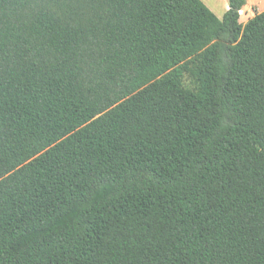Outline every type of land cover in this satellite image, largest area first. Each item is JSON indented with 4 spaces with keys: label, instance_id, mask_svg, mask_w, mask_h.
<instances>
[{
    "label": "trees",
    "instance_id": "1",
    "mask_svg": "<svg viewBox=\"0 0 264 264\" xmlns=\"http://www.w3.org/2000/svg\"><path fill=\"white\" fill-rule=\"evenodd\" d=\"M245 4L0 0V264H264Z\"/></svg>",
    "mask_w": 264,
    "mask_h": 264
},
{
    "label": "rangeland",
    "instance_id": "2",
    "mask_svg": "<svg viewBox=\"0 0 264 264\" xmlns=\"http://www.w3.org/2000/svg\"><path fill=\"white\" fill-rule=\"evenodd\" d=\"M204 1L203 2L206 4V6L210 10H212L214 14H216L219 18H221L222 15L225 13V11L228 9V0H204ZM245 6L246 8L254 7V9L257 10L260 9L261 7H264V0H246ZM250 12H252L251 15H248L246 18H250V16L254 14L253 10ZM243 16L241 17V20H243ZM184 82L186 86L191 88H193L195 85L193 80L188 76H185Z\"/></svg>",
    "mask_w": 264,
    "mask_h": 264
},
{
    "label": "crops",
    "instance_id": "3",
    "mask_svg": "<svg viewBox=\"0 0 264 264\" xmlns=\"http://www.w3.org/2000/svg\"><path fill=\"white\" fill-rule=\"evenodd\" d=\"M202 1V0H201ZM204 1V0H203ZM202 1V2H203ZM205 2V1H204ZM203 2V3H204ZM205 4V3H204ZM206 5V4H205ZM254 11V14L255 13H258V12H261V11H263L264 10V7H261L260 9H254V7H251V8H246V6H244L241 10H240V12H239V14H240V17H239V21L240 22H242V23H245L246 22V20L248 19V18H246L248 15H251V13L252 12H250V11ZM212 11V10H211ZM253 14V15H254ZM244 15V16H243ZM252 15V16H253ZM217 16V15H216ZM243 16V20H241V17ZM252 16H250V17H252Z\"/></svg>",
    "mask_w": 264,
    "mask_h": 264
}]
</instances>
